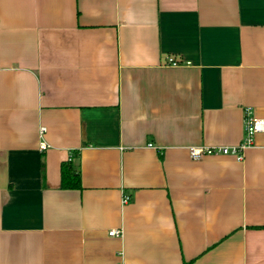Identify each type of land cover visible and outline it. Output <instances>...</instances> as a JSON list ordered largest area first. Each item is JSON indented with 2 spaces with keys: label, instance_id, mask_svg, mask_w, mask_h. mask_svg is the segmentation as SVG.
Segmentation results:
<instances>
[{
  "label": "crops",
  "instance_id": "1",
  "mask_svg": "<svg viewBox=\"0 0 264 264\" xmlns=\"http://www.w3.org/2000/svg\"><path fill=\"white\" fill-rule=\"evenodd\" d=\"M245 108L264 0H0V264H264V133L190 157Z\"/></svg>",
  "mask_w": 264,
  "mask_h": 264
},
{
  "label": "built area",
  "instance_id": "2",
  "mask_svg": "<svg viewBox=\"0 0 264 264\" xmlns=\"http://www.w3.org/2000/svg\"><path fill=\"white\" fill-rule=\"evenodd\" d=\"M166 65L171 67H179L183 65V61L175 55L169 56L167 58ZM244 131L245 136L241 143L236 146H207V147H197L191 146L190 148V157L195 160H201L207 155L211 156H223L230 155L235 157L238 161L243 160L245 151L254 145L255 137L259 133H264V118L257 117L253 113L251 108H245L244 111ZM45 131L44 128H41V133ZM149 146H152L151 144ZM47 146L45 143L41 144V149H46ZM124 203H128L129 197L124 196ZM122 230H113L110 232V236L113 235H122Z\"/></svg>",
  "mask_w": 264,
  "mask_h": 264
},
{
  "label": "trees",
  "instance_id": "3",
  "mask_svg": "<svg viewBox=\"0 0 264 264\" xmlns=\"http://www.w3.org/2000/svg\"><path fill=\"white\" fill-rule=\"evenodd\" d=\"M61 168L62 189L80 190L82 188L81 172L79 173L75 170V168H73L71 161L63 162Z\"/></svg>",
  "mask_w": 264,
  "mask_h": 264
}]
</instances>
